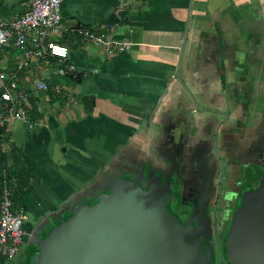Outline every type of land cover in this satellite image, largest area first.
Here are the masks:
<instances>
[{
	"label": "crops",
	"instance_id": "crops-1",
	"mask_svg": "<svg viewBox=\"0 0 264 264\" xmlns=\"http://www.w3.org/2000/svg\"><path fill=\"white\" fill-rule=\"evenodd\" d=\"M26 4L0 0L6 16ZM61 11L65 29L98 27L129 44L109 51L64 35L68 57L36 60L21 80L50 88L31 89L37 125L9 124L29 177L17 206L29 217L26 243L136 176L170 196L195 193L193 210L208 222L219 157L264 163V0H65ZM23 58L16 50L0 63Z\"/></svg>",
	"mask_w": 264,
	"mask_h": 264
},
{
	"label": "water",
	"instance_id": "water-1",
	"mask_svg": "<svg viewBox=\"0 0 264 264\" xmlns=\"http://www.w3.org/2000/svg\"><path fill=\"white\" fill-rule=\"evenodd\" d=\"M186 40L187 35L178 79ZM140 179H117L102 188L94 199L73 211L70 218L62 219L40 240L39 251L30 264H204L207 256L200 251V235L206 223L199 220L200 209H194L185 221L188 223H182L167 206V187L141 185ZM242 217V210H238L230 227L231 236L242 225ZM254 234L255 241L245 258H235V245L229 238L232 264H264V222L257 225Z\"/></svg>",
	"mask_w": 264,
	"mask_h": 264
},
{
	"label": "built area",
	"instance_id": "built-area-1",
	"mask_svg": "<svg viewBox=\"0 0 264 264\" xmlns=\"http://www.w3.org/2000/svg\"><path fill=\"white\" fill-rule=\"evenodd\" d=\"M64 1L27 0L22 14L0 16V51L6 47H15L24 54L18 71L42 58H67L69 48L57 40L64 35L76 34L109 51L122 52L128 48L129 43L115 39L98 27L76 26L65 29L61 11ZM18 71L12 72L7 82V76L0 73L1 124L17 121L33 127L39 120L31 117V89L46 91L49 85L46 80L37 79L30 83L29 88H21L18 85ZM67 72L65 68L58 70L59 75H66ZM13 196L12 188L6 185L0 203V264H16L27 235L29 217L25 211L15 207Z\"/></svg>",
	"mask_w": 264,
	"mask_h": 264
},
{
	"label": "flooded vegetation",
	"instance_id": "flooded-vegetation-1",
	"mask_svg": "<svg viewBox=\"0 0 264 264\" xmlns=\"http://www.w3.org/2000/svg\"><path fill=\"white\" fill-rule=\"evenodd\" d=\"M219 158L222 167L219 172L218 190L207 208L206 213L209 220L205 222L204 235L203 233L200 235V251L207 256L204 264H232L230 252H233L230 250L229 238H232L231 243L235 245V258L238 259L239 256L245 258L255 241L254 229L258 224L264 222V163L247 162L246 164L251 165L244 168L242 160L237 162V160H227L226 157ZM237 163L243 168L237 169ZM182 191V194L171 195L167 206L175 216L181 219L182 223H188L185 221L193 212V196L197 198L198 195L195 193L184 194V189ZM249 193L252 196L248 197ZM238 210H242L243 213L242 225L239 226L236 235L231 236L230 227ZM26 238L27 236L17 258L20 264H30V258L39 251L41 245L40 240L28 244ZM44 238L45 236H42V239ZM162 246L165 251L166 245L162 244ZM177 250L179 251V249ZM182 262L185 264L184 261Z\"/></svg>",
	"mask_w": 264,
	"mask_h": 264
},
{
	"label": "trees",
	"instance_id": "trees-1",
	"mask_svg": "<svg viewBox=\"0 0 264 264\" xmlns=\"http://www.w3.org/2000/svg\"><path fill=\"white\" fill-rule=\"evenodd\" d=\"M6 10L5 8H2L0 6V16L2 17H7L3 13H5ZM15 47H6L5 49L0 51V62L3 60L5 56H10L14 55L16 52ZM18 59V58H17ZM18 60L15 59V62H9L7 64V67L2 66L0 63V73L6 75V82L8 79L11 77L12 72H17L19 69V64H17ZM34 65L31 64L29 67L22 69L19 72V76L17 77L18 79V85H20L21 88L27 87L22 85L21 80L25 78L27 75L31 74L32 72V66ZM50 89V88H49ZM2 91V89H0ZM31 93V91H30ZM38 99L34 97V95H31V103L33 105L32 111H31V117L33 120L37 119V113L34 108V104L37 102ZM2 112L0 110V203L2 199V191L3 188L6 185H9L14 193L13 196V201L15 204V207L19 206L18 202L24 197L23 194H21V188H23V185L26 184L28 181L29 177L27 178V175L24 176L23 173H21L24 170L23 166V161H22V156L17 148H15L14 145H12L11 137L12 134L9 130V124L6 123L4 125L1 124L2 122ZM5 145L8 146V149H5ZM25 171V170H24ZM25 177L26 181L24 182L23 178ZM23 247V246H22ZM32 258V257H31ZM30 258V259H31ZM17 263V261H16Z\"/></svg>",
	"mask_w": 264,
	"mask_h": 264
},
{
	"label": "rangeland",
	"instance_id": "rangeland-1",
	"mask_svg": "<svg viewBox=\"0 0 264 264\" xmlns=\"http://www.w3.org/2000/svg\"><path fill=\"white\" fill-rule=\"evenodd\" d=\"M46 91H48V90H46ZM5 149H6V150L8 149V146H7V145H5ZM32 220H33V217L31 218L30 221H32ZM17 264H20L19 259L17 260ZM21 264H22V263H21Z\"/></svg>",
	"mask_w": 264,
	"mask_h": 264
}]
</instances>
